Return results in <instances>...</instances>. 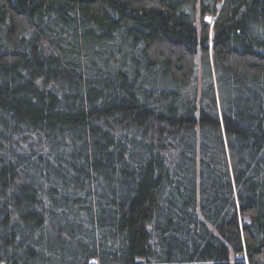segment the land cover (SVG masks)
<instances>
[{
  "label": "trees",
  "instance_id": "trees-1",
  "mask_svg": "<svg viewBox=\"0 0 264 264\" xmlns=\"http://www.w3.org/2000/svg\"><path fill=\"white\" fill-rule=\"evenodd\" d=\"M91 260L264 264V0H0V264Z\"/></svg>",
  "mask_w": 264,
  "mask_h": 264
},
{
  "label": "rangeland",
  "instance_id": "rangeland-1",
  "mask_svg": "<svg viewBox=\"0 0 264 264\" xmlns=\"http://www.w3.org/2000/svg\"><path fill=\"white\" fill-rule=\"evenodd\" d=\"M211 16V14H209V13H207V14H202V15H200V13H199V10L197 9L196 10V21H197V25L199 26L202 22L203 23H206L205 21H204V18H205V16ZM209 24V26H210V28H211V25H212V18H211V21L208 23ZM197 65H198V69H199V71H200V60L199 59H197Z\"/></svg>",
  "mask_w": 264,
  "mask_h": 264
},
{
  "label": "water",
  "instance_id": "water-1",
  "mask_svg": "<svg viewBox=\"0 0 264 264\" xmlns=\"http://www.w3.org/2000/svg\"><path fill=\"white\" fill-rule=\"evenodd\" d=\"M204 21L206 22V23H209L210 21H211V16H205V18H204ZM1 264H3V263H1ZM90 264H96V260H91L90 261Z\"/></svg>",
  "mask_w": 264,
  "mask_h": 264
}]
</instances>
